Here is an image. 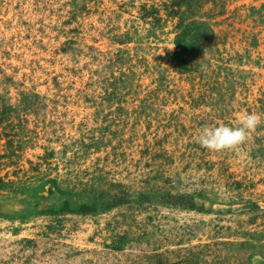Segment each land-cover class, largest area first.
I'll return each mask as SVG.
<instances>
[{
  "label": "rangeland",
  "instance_id": "rangeland-1",
  "mask_svg": "<svg viewBox=\"0 0 264 264\" xmlns=\"http://www.w3.org/2000/svg\"><path fill=\"white\" fill-rule=\"evenodd\" d=\"M0 264H264V0H0Z\"/></svg>",
  "mask_w": 264,
  "mask_h": 264
},
{
  "label": "clouds",
  "instance_id": "clouds-1",
  "mask_svg": "<svg viewBox=\"0 0 264 264\" xmlns=\"http://www.w3.org/2000/svg\"><path fill=\"white\" fill-rule=\"evenodd\" d=\"M261 122L255 113H245L239 116L234 125L218 124L204 126L196 137L201 146L213 150L223 151L233 149L248 139V134Z\"/></svg>",
  "mask_w": 264,
  "mask_h": 264
}]
</instances>
